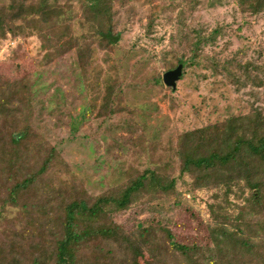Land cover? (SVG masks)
<instances>
[{
    "label": "rangeland",
    "instance_id": "374dc122",
    "mask_svg": "<svg viewBox=\"0 0 264 264\" xmlns=\"http://www.w3.org/2000/svg\"><path fill=\"white\" fill-rule=\"evenodd\" d=\"M82 1L61 0V14L51 13L48 22L29 17L22 31L5 26L0 37V74L30 85L34 98L27 119L45 147L53 146L58 153L60 164L50 167L44 179L54 186L59 177L76 181L95 196L122 186L145 168L175 178L174 192L143 194L112 219L129 235L138 225L166 227L177 242L206 249L202 252L207 259V249H212L206 248L211 245L208 228L215 224L210 205H219L220 221L231 227L249 191L242 181L232 184L227 196L222 185L192 187L193 170L178 177L177 141L185 131L253 107L264 111V9L254 10V0L115 1L114 29L120 38L111 49L94 46L81 72L70 36L84 31L79 22ZM8 2L0 0V10L8 11ZM64 22L68 33L60 35ZM198 33L207 40L200 46L199 61L193 62L189 45ZM178 58L185 65L172 89L162 75ZM107 85L113 87V112L98 115ZM45 199L39 192L29 204L36 207ZM7 216L0 220V245L5 251L11 246L22 250L26 261L38 238L23 219ZM38 221L44 229L51 227L43 218ZM157 242L161 259L187 264L170 253L165 236ZM131 261L116 249L109 264Z\"/></svg>",
    "mask_w": 264,
    "mask_h": 264
},
{
    "label": "trees",
    "instance_id": "16d2710c",
    "mask_svg": "<svg viewBox=\"0 0 264 264\" xmlns=\"http://www.w3.org/2000/svg\"><path fill=\"white\" fill-rule=\"evenodd\" d=\"M60 1L9 0V10H0V37L6 34L7 29L22 31L29 17L48 22L51 13L61 14ZM115 1L119 0L82 1L79 22L84 31L70 36L81 72L88 66L94 46L111 49L120 38V33L114 29ZM258 9H264V0H254V10ZM59 26L60 35H67V23ZM147 26H151V22ZM38 32L47 35V31ZM206 38L198 33L195 39L189 40L191 61H199V49ZM58 41L54 42L58 44ZM177 62L185 65L182 59L178 58ZM111 86L107 85L105 89L98 115L113 112ZM33 98L34 91L29 84L9 81L0 74V220L7 219L8 213L23 219L38 238L32 244L36 249L32 254L39 253L31 254L24 261L21 259L24 256L22 250H14L11 246L5 251L0 245V264H109L116 249L132 260L130 264H170L158 256H161L158 253L161 245L157 238L162 236L169 241L170 253L182 257L187 264H197L199 260L203 264H264L263 110L253 107L243 115H233L222 122L210 123L179 135L178 177L193 170L192 187L222 185L227 196L231 185L242 181L249 191L231 227L220 221L219 205H210L215 224L208 228L211 245L206 248L211 246L212 249H207L210 254L206 259L202 252L206 249L196 244L177 242L166 227L138 225L129 235L112 219L113 213L127 209L143 194L155 196L174 192L175 178L145 168L136 171L122 186L95 196H89L80 183L62 177H59L58 186L49 184L44 175L60 161L56 149L45 147L27 119V115L32 113ZM14 99L18 101L16 104H13ZM39 192L45 194V204L34 207L29 200ZM40 218L51 224L48 230L38 221ZM44 242L47 243L46 248L43 247Z\"/></svg>",
    "mask_w": 264,
    "mask_h": 264
},
{
    "label": "water",
    "instance_id": "95a60500",
    "mask_svg": "<svg viewBox=\"0 0 264 264\" xmlns=\"http://www.w3.org/2000/svg\"><path fill=\"white\" fill-rule=\"evenodd\" d=\"M181 67L182 64L178 63L175 68L167 70L163 73L162 81L166 86L171 87L172 89L176 87V81L181 75Z\"/></svg>",
    "mask_w": 264,
    "mask_h": 264
},
{
    "label": "built area",
    "instance_id": "2783aa9c",
    "mask_svg": "<svg viewBox=\"0 0 264 264\" xmlns=\"http://www.w3.org/2000/svg\"><path fill=\"white\" fill-rule=\"evenodd\" d=\"M12 43V42H11ZM13 44H14V42H13Z\"/></svg>",
    "mask_w": 264,
    "mask_h": 264
}]
</instances>
